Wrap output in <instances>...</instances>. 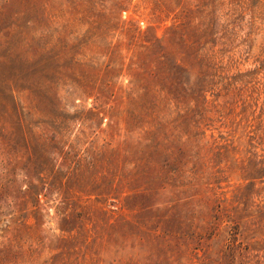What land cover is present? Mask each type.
<instances>
[{"label": "rangeland", "instance_id": "374dc122", "mask_svg": "<svg viewBox=\"0 0 264 264\" xmlns=\"http://www.w3.org/2000/svg\"><path fill=\"white\" fill-rule=\"evenodd\" d=\"M0 264H264V0H0Z\"/></svg>", "mask_w": 264, "mask_h": 264}, {"label": "trees", "instance_id": "16d2710c", "mask_svg": "<svg viewBox=\"0 0 264 264\" xmlns=\"http://www.w3.org/2000/svg\"><path fill=\"white\" fill-rule=\"evenodd\" d=\"M234 251H235V247H234V245L231 247V252H233V254L232 255H234Z\"/></svg>", "mask_w": 264, "mask_h": 264}]
</instances>
